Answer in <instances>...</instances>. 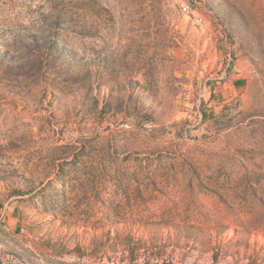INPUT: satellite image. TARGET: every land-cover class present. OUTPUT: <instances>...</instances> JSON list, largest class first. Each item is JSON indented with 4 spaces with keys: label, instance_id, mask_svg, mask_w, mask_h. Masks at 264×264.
<instances>
[{
    "label": "rangeland",
    "instance_id": "rangeland-1",
    "mask_svg": "<svg viewBox=\"0 0 264 264\" xmlns=\"http://www.w3.org/2000/svg\"><path fill=\"white\" fill-rule=\"evenodd\" d=\"M31 16L0 50L1 263L264 264V0H0V37Z\"/></svg>",
    "mask_w": 264,
    "mask_h": 264
},
{
    "label": "clouds",
    "instance_id": "clouds-1",
    "mask_svg": "<svg viewBox=\"0 0 264 264\" xmlns=\"http://www.w3.org/2000/svg\"><path fill=\"white\" fill-rule=\"evenodd\" d=\"M16 13L12 12L11 17ZM42 21L38 16L26 17L21 21L23 27L19 24H13L5 28L4 34L0 37V50L7 47L9 50L21 39H30L32 35H41Z\"/></svg>",
    "mask_w": 264,
    "mask_h": 264
},
{
    "label": "crops",
    "instance_id": "crops-1",
    "mask_svg": "<svg viewBox=\"0 0 264 264\" xmlns=\"http://www.w3.org/2000/svg\"><path fill=\"white\" fill-rule=\"evenodd\" d=\"M230 72H228L229 74ZM234 75V74H233ZM231 74L228 76V83L230 87V91L232 94L237 95L238 92L242 91V89L245 87V80L238 77H233V79H230Z\"/></svg>",
    "mask_w": 264,
    "mask_h": 264
},
{
    "label": "built area",
    "instance_id": "built-area-1",
    "mask_svg": "<svg viewBox=\"0 0 264 264\" xmlns=\"http://www.w3.org/2000/svg\"><path fill=\"white\" fill-rule=\"evenodd\" d=\"M196 20L198 23H200L202 21V18H197Z\"/></svg>",
    "mask_w": 264,
    "mask_h": 264
},
{
    "label": "water",
    "instance_id": "water-1",
    "mask_svg": "<svg viewBox=\"0 0 264 264\" xmlns=\"http://www.w3.org/2000/svg\"><path fill=\"white\" fill-rule=\"evenodd\" d=\"M0 264H2L1 261H0Z\"/></svg>",
    "mask_w": 264,
    "mask_h": 264
}]
</instances>
